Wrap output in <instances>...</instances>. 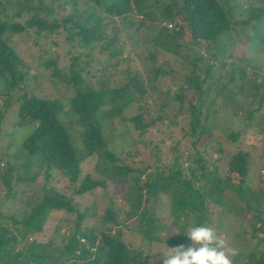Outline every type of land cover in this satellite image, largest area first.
<instances>
[{
  "label": "trees",
  "instance_id": "1",
  "mask_svg": "<svg viewBox=\"0 0 264 264\" xmlns=\"http://www.w3.org/2000/svg\"><path fill=\"white\" fill-rule=\"evenodd\" d=\"M77 1L0 0V76L8 86L5 92L8 93L11 89L18 91L12 99L17 118H28L35 122L22 136L19 145L8 153H0L3 154L0 155V162L6 157L5 165L15 151L20 157L15 167L16 177L19 173L17 166L35 158L39 160L42 174L40 197L36 200L21 199L23 207L18 216H5L0 212V264H148L147 255L151 244L157 242L174 247L184 242L189 243L191 241L187 239L185 224L210 225L211 223L205 222L207 205L210 203L222 206L221 192L227 187L244 202V208L253 210L255 223L252 225L251 237L255 238L254 248L244 258H250L252 264H264V187L252 190L248 199L245 197L243 179L250 169L249 154L246 151L236 150L229 156L225 164L226 176L218 174L217 159L209 166L205 150L208 147L199 151L187 148L185 156L183 152L174 154L171 149L173 155L167 157L165 162L158 157L156 149L152 164L141 162V167H132L124 161L116 163L117 149L107 145L101 123L102 118L106 120L113 114H118L124 91L127 99L123 104L127 101L135 102V112L125 119L134 133V137L130 135L131 145L149 125L167 117L163 112L166 103L160 104L154 115L139 104L142 95L156 87L159 75L168 74L163 69L162 65L166 64L163 59H156L159 57L158 50H165L180 60L188 59L191 64L185 85L186 90L196 94L195 101H189L187 106L188 134L194 137L191 147L195 148V143L203 134L209 135L205 125L201 123L207 113L200 119L201 95L214 92L216 94L213 98L217 95L223 97V92L229 91L228 83L244 77L241 69L237 70L236 76L231 67L228 80L213 87L210 81L215 64L210 61L219 60L218 55H223L225 51L228 52L227 56L231 55L229 48L234 43L232 32L245 45V49L251 52L264 46V0H82L92 5L82 14L77 13L74 8ZM54 8L64 11V14L56 15ZM22 17L25 18L19 21ZM144 21H148L149 26L155 29V33L146 40L151 49L146 55L149 63L147 62L145 74L125 67L118 72L121 75L119 83L115 81L110 85L109 66L101 65V77L92 87L82 80L81 68L75 67L80 53L70 57L67 72L57 66L55 56L47 57L41 62L45 68H49L50 76L57 80H54L55 83L59 82L64 89L70 90V108L81 134V148L78 151L75 143L77 138L73 140L62 123V105L59 99L39 97L26 90L29 64L16 53L10 43L9 33L32 28L35 34L55 30L58 36L62 31L65 33L63 38L72 48L85 50L97 47L98 51L106 53L108 61L112 58L117 61L121 54L122 43L117 45L121 31L124 30L127 36H131L133 32L136 34ZM167 24L170 26L167 27ZM199 48L201 53L197 51ZM246 83L248 90L245 95L257 97L258 100L254 107L241 108L243 116L247 124L256 118L259 132L264 136V74L261 80L254 77L246 80ZM184 90L179 86L170 96L171 100L179 102V107L182 106ZM107 104L109 108L103 110L102 107ZM143 111L146 112L145 122ZM175 114L169 123H173ZM226 137L236 141L237 133L229 132ZM262 142L264 146V138ZM204 143L208 145L207 140ZM151 150L147 149V152L150 153ZM213 150L222 151L220 145L214 146ZM136 151L134 150L135 153ZM90 156L96 157L93 170L99 174V178H92L88 173L81 174L80 162ZM54 171L66 177L71 194H82L96 186L104 187L106 180L112 182L124 192L119 201L125 204V210L122 211L124 218L132 219L129 221L130 225L118 221L116 215L120 212L119 204H115L111 198H108L104 207L98 209L101 211L100 223L99 226L94 225V212L97 211L94 203L79 211L72 204L71 196H65L54 187L47 186ZM228 173L238 176L235 185L229 183L231 180ZM260 181L263 182L264 178ZM3 185L2 196L5 198L8 185L6 182ZM160 194L167 196V213L174 219L167 224L161 222L155 213ZM2 202L3 200L0 201ZM249 202L253 205H249ZM148 203L152 205L148 206ZM52 210L74 213L70 233L67 236L62 234L60 243L55 246L52 244L54 238L45 242L30 239V235L41 231ZM225 213L223 214L222 208L218 211V214L234 222L238 210L231 211L227 208ZM231 213L232 216L228 217ZM178 217L182 219V224L177 222ZM189 217L192 223L188 221ZM89 219L92 221L90 225H81L82 220ZM170 225L177 227L176 233L166 236L156 234L159 230L169 231ZM121 227L134 229L140 243L127 246L122 239ZM211 227L215 229L214 223ZM256 232L261 233L260 237L256 236Z\"/></svg>",
  "mask_w": 264,
  "mask_h": 264
},
{
  "label": "rangeland",
  "instance_id": "2",
  "mask_svg": "<svg viewBox=\"0 0 264 264\" xmlns=\"http://www.w3.org/2000/svg\"><path fill=\"white\" fill-rule=\"evenodd\" d=\"M164 1V0H163ZM92 7L88 1L78 0L74 8L77 9V13L82 14L84 10H89ZM152 7V6H151ZM67 9V8H66ZM71 9V8H70ZM69 11V10H67ZM66 11V12H67ZM56 15L64 14V11L54 8ZM25 17L19 18L22 21ZM138 18V16H137ZM115 22V19H114ZM163 23V22H162ZM55 30L51 32H40L35 34L32 28H24V31L19 33H9L10 43L15 48L16 53L29 64L27 69V76L29 81L26 86V90L39 97L53 98L57 97L62 105L60 112L62 116V123L67 132L70 133L72 139L77 138L76 144L78 151L81 148L80 136L77 120L75 119L74 113L70 108L69 96L70 90L64 89L62 84L54 82L55 78L50 76L49 68H45L42 65V61L47 57L55 56L57 66L63 68L64 72H67L69 61L71 56H75L80 53L79 60L75 62V67L81 68L80 76L82 80L92 87L96 85L98 79L101 77V65L109 66L110 85L115 81L119 83L121 75L118 72L125 67L129 70H137L141 74L147 72L146 55L148 54L151 46L146 44V40L155 33V29L149 26L148 21L142 22L136 34L127 36L123 30L119 34L117 45L121 44V54L116 61L115 58L108 61L105 52L98 51L97 47L88 48L85 50H79L72 48L69 42H66L62 31L59 32L58 36L55 34ZM140 37V39H139ZM234 37V43L230 47V56H227L228 52L225 51L220 56L219 60H211L215 64L212 68V78L210 84L213 87L219 86L220 83L228 80V74L230 68L237 76L238 69L244 72L243 78H236L234 83H228L227 87L229 91L223 92V97L217 95L214 92H206L201 95L200 101L202 103L200 108V119L202 115L207 113L206 117L201 120V123L205 125L208 130V136L206 133L195 143V148L191 147V142L194 137L188 134V120H189V109L187 108L188 102H194L196 94L194 91L186 90L185 79L189 74L191 64L188 59L180 60L172 53L165 50H158L157 60L163 59L166 63L163 66L168 74L159 75L158 81L155 83L154 89H149L141 97V103L149 111V114L154 115L155 110L158 109L160 104H164L163 112L167 115L160 122H156L149 125L145 132L136 137V142L131 145V136L134 137V133L130 128L128 122L125 119L128 115L135 112V102L127 101V93L124 91L121 98V109L118 114L115 113L106 120L101 119L103 124V132L106 139V143L110 148L117 149V164H121L123 161L130 164L132 167H141L143 163H153L154 150H158V157L165 162L167 157H171L172 153L183 152V156L186 155L187 148L189 150H200L205 148L206 157L208 159L209 166L212 161L219 164L217 172L220 176H226V162L229 160V156L236 150L246 151L249 155L250 169L243 181L245 190V197H250L252 190L256 191L258 187H264V181L260 180L264 178V136L259 132L256 118H253L249 124L243 116V110L241 108L254 107L258 98L248 97L245 95L247 89L246 80L256 77V80H261V76L264 74V46L262 45L256 51H249L245 49V45L238 40V36L232 32V39ZM187 38V34H186ZM198 53H201L199 48ZM218 59V57H217ZM149 63V62H148ZM222 64V65H221ZM106 65V66H107ZM256 75V76H255ZM32 77V78H31ZM57 81V80H55ZM56 84V85H55ZM181 86V89H185L182 106L179 107V102L171 100L170 96L172 91ZM240 86V87H238ZM8 86L5 83V79L0 76V153L12 151L16 145H19L23 135H25L35 124L28 118L20 119L15 115V103L12 102L14 96L18 94V91L11 89L8 93L5 92ZM204 88V84L202 85ZM215 91V90H214ZM167 92V93H166ZM217 93H219L216 90ZM27 93V92H26ZM28 94V93H27ZM213 98V99H212ZM213 103H211V101ZM13 103V104H11ZM154 104V105H153ZM105 108H109V105H104ZM264 110V105L262 107ZM157 112V110H156ZM177 112V113H176ZM176 113V114H175ZM175 114L173 123H169L172 115ZM59 117V114H58ZM144 122L146 121V112H142ZM28 119V121H27ZM60 119V118H59ZM205 120V122H204ZM229 132H236L237 139H227L226 135ZM208 141V145H205V141ZM8 141V143H7ZM131 145V146H130ZM220 145L222 151L213 150V147ZM156 146V148L154 147ZM147 149H152L147 152ZM171 149L173 152L171 153ZM134 150H137L136 153ZM178 150V151H177ZM13 155H10L7 163L4 165L0 162V212L3 215L13 214L18 216L21 212L23 203L21 199L36 200L40 197V184L42 183V174L40 173L39 160L30 159L29 162H22L19 167L18 177L15 173V167L19 163V156L13 151ZM127 153L129 155H127ZM1 156L3 154H0ZM219 158V159H218ZM97 162L95 156L85 157L80 162L81 174L88 173L92 178H99V174L94 172V164ZM186 165V163H184ZM149 171V168L147 169ZM229 175V173H228ZM230 184L235 185L238 180V176L235 174L229 175ZM6 182L8 185L7 197H3L4 185ZM54 187L60 193L65 196L72 197V204L77 210H82L85 206H89L94 203L97 211L94 212L96 221L94 225L99 226V219L101 211L99 208L105 206L108 198H111L115 204H119L120 212L117 216L118 221L129 224L132 220L130 217L124 218L125 204L120 202L119 199L124 195L116 185L106 180L105 186H96L90 191L82 194H71V187L68 186L66 177L57 171H54L51 178H49L47 186ZM221 194L222 206H216L215 204L208 203L205 213L207 214L206 223H211L207 226H212L214 223L215 229L218 235L225 240L228 248L235 249L237 255L233 257V264H252L251 259H246L244 256L253 250V244L255 238L251 237L252 225L255 220L253 217V210H249L243 207L244 202L240 200L238 195L232 191L231 188L227 187ZM249 195V196H248ZM168 198L164 194H160L155 205V213L162 220L163 223H170L173 219L171 214H168ZM232 202V204H229ZM151 203V202H150ZM148 203V206L152 204ZM249 205H253L249 202ZM222 208L223 214H226L227 208L231 211L238 210L236 214V220L232 222L229 218L223 217L222 214H218V211ZM232 216V213L228 217ZM74 213L65 212L62 210H52L49 212L48 217L41 229V231L30 235V239L37 242H45L53 239V245L60 243V237L62 234L67 236L72 228V221ZM191 222V218H188ZM89 221L81 222L83 224H91ZM177 222L182 224V219L177 218ZM143 226V225H142ZM191 224H185V231L191 227ZM130 227V226H129ZM129 227H121L122 239L125 241L127 246L132 247L140 243L139 236L134 229L130 230ZM177 232V227L170 225L169 231L159 230L156 234L166 236L168 234H174ZM261 233L256 232V236L260 237ZM188 239V238H187ZM189 241V239H188ZM184 242L183 244H190ZM168 245L162 243H153L150 245L149 254L155 251H166ZM150 258V257H149ZM159 264V262H157Z\"/></svg>",
  "mask_w": 264,
  "mask_h": 264
},
{
  "label": "clouds",
  "instance_id": "3",
  "mask_svg": "<svg viewBox=\"0 0 264 264\" xmlns=\"http://www.w3.org/2000/svg\"><path fill=\"white\" fill-rule=\"evenodd\" d=\"M186 236L190 244L152 252L147 255L148 264H233L236 250L228 248L213 227L193 224Z\"/></svg>",
  "mask_w": 264,
  "mask_h": 264
},
{
  "label": "built area",
  "instance_id": "4",
  "mask_svg": "<svg viewBox=\"0 0 264 264\" xmlns=\"http://www.w3.org/2000/svg\"><path fill=\"white\" fill-rule=\"evenodd\" d=\"M170 25L169 24H167V27H169Z\"/></svg>",
  "mask_w": 264,
  "mask_h": 264
}]
</instances>
